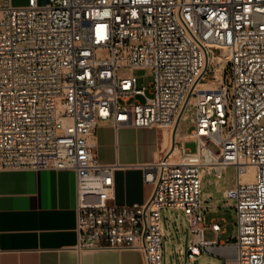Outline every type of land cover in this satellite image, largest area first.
Segmentation results:
<instances>
[{"label":"built area","instance_id":"1","mask_svg":"<svg viewBox=\"0 0 264 264\" xmlns=\"http://www.w3.org/2000/svg\"><path fill=\"white\" fill-rule=\"evenodd\" d=\"M144 68L148 87L133 73ZM189 115L195 151L177 144ZM107 121L176 130L174 149L143 166L153 187L144 204L113 202L119 165L96 155L95 130ZM230 166L237 178L224 196L238 235L221 241L201 192L207 173ZM0 167L75 172L79 251L138 249L144 264H163L170 208L187 217L191 263L210 253L264 264V0H3Z\"/></svg>","mask_w":264,"mask_h":264},{"label":"crops","instance_id":"2","mask_svg":"<svg viewBox=\"0 0 264 264\" xmlns=\"http://www.w3.org/2000/svg\"><path fill=\"white\" fill-rule=\"evenodd\" d=\"M18 3L27 4L28 0ZM171 128L123 125L116 129L111 121L98 124V161L119 165L115 170V204L138 205L149 199L153 187L144 181L143 166L169 149L164 139L167 131L169 141L173 140ZM76 205L73 170L0 167V264H144L138 249L79 251Z\"/></svg>","mask_w":264,"mask_h":264},{"label":"rangeland","instance_id":"3","mask_svg":"<svg viewBox=\"0 0 264 264\" xmlns=\"http://www.w3.org/2000/svg\"><path fill=\"white\" fill-rule=\"evenodd\" d=\"M14 2L15 6H24L25 3ZM47 2L46 0H43ZM44 2V3H45ZM3 4V0H0ZM139 80V85L149 86L152 80L150 69H136L133 72ZM231 65L226 66V83L232 90ZM143 101V97H139ZM186 114V113H185ZM194 128L191 122L190 115L188 118H182L178 126V142H184L185 145L192 151L197 148L196 140H193L189 135ZM216 150V147L213 146ZM237 169L235 166H230L223 171L221 177H217L214 173H207L204 176L202 184L201 199L208 201L205 209V223L209 225L212 221L217 220L222 225V233L220 239L234 241L238 235L237 229V212L234 207V201L227 199L224 196V191L236 182ZM163 222L167 234V238L163 241V264H224V259L210 253L203 254L195 263L188 260V241L191 236L187 217L182 210L166 208L162 212ZM216 237L215 232L211 229L205 231V239L211 240ZM179 246L184 247V259L180 257Z\"/></svg>","mask_w":264,"mask_h":264},{"label":"bare ground","instance_id":"4","mask_svg":"<svg viewBox=\"0 0 264 264\" xmlns=\"http://www.w3.org/2000/svg\"><path fill=\"white\" fill-rule=\"evenodd\" d=\"M228 58V56L225 54L224 56H221L220 57V61L221 62H224L226 59ZM220 70H221V67H217V71H216V73H217V75H219V73H220ZM172 129V128H171ZM164 138V137H163ZM169 137H168V132L167 131H165V139H164V146L166 145V146H168V148H170V150H173L174 149V146L171 144V142L173 141H169V139H168ZM161 145V144H160ZM163 145V144H162ZM178 151V148H176L175 149V152H177Z\"/></svg>","mask_w":264,"mask_h":264},{"label":"water","instance_id":"5","mask_svg":"<svg viewBox=\"0 0 264 264\" xmlns=\"http://www.w3.org/2000/svg\"><path fill=\"white\" fill-rule=\"evenodd\" d=\"M177 127V125H176ZM175 143H176V130H174L173 132V146H175Z\"/></svg>","mask_w":264,"mask_h":264}]
</instances>
